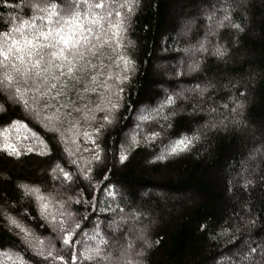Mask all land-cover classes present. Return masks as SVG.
Returning a JSON list of instances; mask_svg holds the SVG:
<instances>
[{
    "label": "trees",
    "instance_id": "obj_1",
    "mask_svg": "<svg viewBox=\"0 0 264 264\" xmlns=\"http://www.w3.org/2000/svg\"><path fill=\"white\" fill-rule=\"evenodd\" d=\"M221 1L139 0L122 42L124 46L116 48L114 42L104 45L101 41L95 57L89 54L93 64L103 65L102 75L92 72L91 75H97L94 83L89 81V74L81 75L88 87H97V91L81 93L83 101L70 94V99L76 100L78 106L86 105L85 111L94 109L97 103L103 107L105 100L101 97L106 98L109 91H115L114 76L124 74L122 62L116 57L124 55L134 61L129 80L119 85L124 92L117 118L98 141L104 149L102 155L106 156L107 168L103 164L92 165V184L101 181L103 174L108 172V182L114 185L111 197L99 187L93 191L89 181L78 175L76 165L70 163V159L83 163L79 160L81 156L85 160L90 158L89 152L82 151L87 145L78 134L79 130L67 131L68 143L62 144L58 134L54 138L52 133L45 131L43 121L33 119L28 110L13 105L4 93H0V104L6 109L0 111V145L13 143L22 152L20 157H15L0 150V264H48L27 249L17 234L19 230L15 227L9 230L5 219V213L10 214L39 238L53 235L47 225L41 228L44 221L38 215L39 203L35 196H26L18 187L20 184L38 186L46 197L51 193L48 211L53 214L59 210L56 200L77 196L81 188L89 201L95 198L97 207L91 211L86 212L84 205L75 203L69 210L77 219L81 215L89 217L82 222V229L78 230L81 234L76 237L83 245L94 246L101 236L109 242L107 246L101 245L111 257L103 264H114L120 248L126 247L130 239L134 251L142 255L134 256L129 252L120 259V264L130 259L136 264H237L241 253L247 252L248 243L253 246L264 243V0H227L235 24L242 30L219 34L220 42L216 46L222 47L224 55H204L200 71L185 76L181 69L158 71L155 68L160 59L175 61L189 46L188 42L175 37L180 14L192 17L196 14L202 20L204 11L216 8ZM8 2L15 5L25 0ZM3 3L4 0H0V26L8 23L9 16L27 18L30 14L26 8L15 11L4 8ZM200 35L201 29H198L190 42H195ZM110 74L113 78L106 81ZM201 81L209 84L203 85L207 88L203 95L194 97L190 104L183 101L176 104V85ZM105 82L111 85L110 89L103 87ZM161 86L169 87L168 95L160 90ZM168 96H173L175 103L165 104L157 116L153 110ZM237 100L245 105L242 110L233 112ZM103 114L95 112L97 117ZM142 114L152 119L141 121L138 117ZM74 116L78 118L79 114L74 113ZM163 116L168 119H161ZM12 121H21L28 128L17 124L3 131ZM137 125L140 126L137 137L141 141L148 132L160 135L150 144L141 142L135 148L129 146L128 159L121 164L117 158L121 144L128 145ZM62 127L69 129L70 123L66 121ZM34 135L46 142L50 154H37L41 145L33 139ZM24 136L28 139H23ZM182 137L192 140L186 151L166 154L164 160L155 159ZM72 140L79 144L81 151L70 158L64 148L75 149ZM28 147L34 151L23 154ZM56 164L74 173L71 187L60 175L53 180L50 170ZM247 164L250 176L245 179L246 175L240 172ZM246 182L250 183L245 187ZM156 190L163 191L164 197H157ZM150 191L154 194L142 197ZM117 204L124 208V213L113 215L110 211H101L109 205L116 208ZM132 212L140 222L138 229L131 230L133 237L126 228L120 230L119 227L116 231L109 224ZM249 220L255 223L249 225ZM95 224L100 226L99 235L94 241L86 239L93 234ZM225 230L227 234L221 235ZM137 235H142L148 244L135 239ZM232 237L236 239L233 241ZM54 243L57 249L61 247L59 241ZM77 248L80 250L81 245ZM61 254L67 264H71L70 251L65 249ZM79 264L89 262L80 261ZM253 264H264V261L258 256Z\"/></svg>",
    "mask_w": 264,
    "mask_h": 264
},
{
    "label": "snow or ice",
    "instance_id": "obj_2",
    "mask_svg": "<svg viewBox=\"0 0 264 264\" xmlns=\"http://www.w3.org/2000/svg\"><path fill=\"white\" fill-rule=\"evenodd\" d=\"M243 2V0H241ZM139 5V0H25L23 4H10L8 0H4L3 7L15 11L16 8L27 9V18L22 15L9 16L8 23L0 26V93L7 96V100L13 105H18L28 110L33 119L43 121L45 131L53 134L62 144L68 143L67 131L79 130L82 135L83 143L87 146L83 147V152H89L90 158L84 159L80 157L77 159H70V163L76 165L77 173L84 180L89 181L93 191L98 187L107 193L108 196L114 195V185H111L108 177V172L103 174L102 180L95 184L92 180V165L103 164L107 168L106 156H103L104 149L98 142L106 128L114 123L117 118V113L121 107L123 99L122 93L124 88L119 85L128 81L130 73L134 71V61L127 56L118 55L116 59L122 62L123 75L117 73L114 76L116 81L115 91H109L105 100L104 106L101 107L99 103L95 104L94 109L85 111L86 105H77L76 100L70 99V94H75L77 100L83 101L84 96L81 93L97 91V87H88V83L84 82L81 74H89V81L95 82L97 75H91L95 72L102 75L100 68L101 64L97 66L93 64L89 54L92 57L96 55V49L101 46V41L104 45L114 42L116 48L123 47V41L126 39L125 33L130 27V21L136 8ZM224 16L217 21V27H223L224 21L230 22V14L227 9H223ZM215 15L213 12L209 19ZM233 28L239 29L237 24L231 25ZM242 30V29H241ZM131 44V41L127 42ZM197 52L207 51L204 43H200V47L195 49ZM214 54L218 57L224 55V50L221 46L214 49ZM119 67V65H117ZM199 67L198 62L189 65V71H195ZM111 74L105 78L112 79ZM71 83V86H69ZM103 87L108 90L111 85L105 82ZM203 95L207 88H200L196 86ZM181 95L177 93L176 96ZM243 96L244 93H241ZM64 101L63 103L61 101ZM175 103L173 96L165 98L163 104L159 105L153 111L157 116L163 110L165 104L172 105ZM244 105L240 101L235 102L233 112L242 110ZM6 109L0 104V111ZM103 112L100 117L95 115V112ZM147 111V110H145ZM79 114L77 118L74 116ZM139 120H150L152 117L140 115ZM167 120V116L161 117ZM70 123L69 129H64L62 125L65 122ZM83 121V123L81 122ZM91 122V123H90ZM23 124L21 121H12L8 128L3 131L10 130L11 126ZM215 126V125H213ZM24 128H28L27 124H23ZM161 127H163L161 125ZM90 128V131L87 130ZM140 131V126L137 125L131 133L128 145L121 144L118 153V161L123 164L128 159V148H135L141 144H150L160 135L159 132H148L143 136L141 141L137 137ZM2 134V133H0ZM194 137L193 139H198ZM21 139L18 135L17 140ZM27 140L28 137L24 136ZM34 140H38L41 149L37 150L38 155L50 154V149L43 139H38L35 135ZM71 143L75 144V149H69L67 146L64 151L71 158L75 152L81 151L79 144L75 140ZM192 143L188 137L177 139L168 149L167 152H162L155 159L164 160L167 155L178 154L186 151ZM0 150L7 152L9 156L20 157L22 152L13 143H6L0 145ZM32 147H28L23 154L33 152ZM53 180L58 178V175L63 177V182L68 183L69 187L74 183V173L62 168L56 164L51 170ZM245 183V187L247 186ZM18 187L27 195L35 196L39 203L38 215L44 221L41 228L46 225L51 229L53 234L50 238H39L29 228L21 224L16 218L10 214L5 213V219L9 225V230L15 227L19 230L17 233L21 241L31 250L34 255L40 256L48 261V264H54L55 261H61L62 264H67L64 255L61 253L67 249L71 253V264H79L80 261H87L89 264H103L104 261L111 257L105 252L101 245H108V241L102 236L99 243L94 246L83 245L82 241L76 237L81 234L82 222L87 221V215H81L78 219L74 213L69 210L72 203L82 204L85 211H91L97 207V201L93 198L89 201L85 195L84 190H78L77 196H66L63 199L55 201L59 205L58 213L53 214L48 211L49 199L52 194L49 193L46 197L41 193L38 186H29L27 184H20ZM101 211H110L115 215L117 212L124 213V208L119 204L116 208L109 205ZM94 214V213H93ZM135 219V212L128 215H122L121 221L128 218ZM114 221H109L113 224ZM249 225L255 223L254 220L247 222ZM119 227V225H117ZM99 224H95L93 234L86 236L88 240H96L99 235ZM227 230L223 231L221 235H226ZM135 239L143 240L148 244L147 240L143 239L142 235H137ZM233 241L236 237L231 238ZM54 241H59L61 247L56 248ZM133 241H127L126 247L120 248L119 256L115 257L114 264H120V259L132 252L134 256L142 255V252H135L132 247ZM77 245H81L78 250ZM150 246V245H149ZM259 254L261 260L264 261V243H248V250L246 253H241L238 264H253V257ZM126 264H136L134 259L126 261Z\"/></svg>",
    "mask_w": 264,
    "mask_h": 264
},
{
    "label": "rangeland",
    "instance_id": "obj_3",
    "mask_svg": "<svg viewBox=\"0 0 264 264\" xmlns=\"http://www.w3.org/2000/svg\"><path fill=\"white\" fill-rule=\"evenodd\" d=\"M226 2H227V0H222L220 2V5H218L216 8H212V10H209V11L208 10L204 11L202 9L204 11V14L202 16L203 17L202 20H200L199 16H197L196 14H194L193 17L187 13L180 14V16H182V17L179 20V25L177 27L175 37L177 39H182L186 43L188 42L187 44L189 46L179 54L178 58L175 61L168 62L166 59H160L158 61V63H156L155 68L158 71H169V68H171V69L174 68V71L181 69L182 73L185 76H189V75H192V73L200 71L202 66H203V63H202L203 56L206 54L215 55L214 49L217 47L216 43L220 42V39L218 37L219 34L224 33L226 31H229V30L241 31L240 28L237 29V28H233L231 26L232 24H235L234 13H233V10L231 8L227 7ZM223 9L228 10V13L230 14V22L224 21L223 27H217V21H219L225 14ZM213 12H215V15L211 19H209V16ZM198 29H201L200 37H198L197 40H195V42L194 41L190 42L192 40L193 35L197 33ZM201 42L204 43V46L207 49V51H202V52L195 51V49H198L200 47ZM194 62H198L199 67L195 71H189V65L193 64ZM175 78H179V77H175ZM197 85H199L200 88H204L203 85L206 86L209 84H206V83L204 84L201 81V82L193 84V85H191V84L187 85L185 83L184 84L180 83L178 86L176 85V87L174 89L175 92L173 91L174 94L175 95L177 93L181 94L179 96H176V98H177L176 104L180 101H183V102L190 104L194 100V97L201 95L199 90H196ZM160 90L162 92H166L167 95L169 93V87L161 86ZM244 105H245V103H244ZM236 123H237V121H236ZM238 123H239V119H238ZM218 124L220 125V122L217 123L216 126ZM249 168L250 167L247 164L246 167H244L243 171L240 172L242 175H246L245 179H248V177L250 176L249 175ZM255 169H253V171ZM247 175H248V177H247ZM154 192H155V195H157V197H160V198L164 197L163 191H157L156 190ZM153 194H154L153 191H150L149 193H143L142 197L147 198L148 196H151ZM146 218H148V216H146ZM113 221H114V223L111 224V226H112V228H114V230H116L119 227H120V230H122L123 228H126L128 231V234H130L131 237H133V235H134L131 233L132 232L131 230L134 228L138 229L139 224H140V222L138 221L137 218L125 219L124 221H121L120 217H119L118 219H116V220L114 219ZM117 225H119V227H117ZM116 231H118V230H116ZM258 256L260 257L259 254H256L253 257V260L255 259V257L257 258ZM232 264H236V263H232Z\"/></svg>",
    "mask_w": 264,
    "mask_h": 264
}]
</instances>
